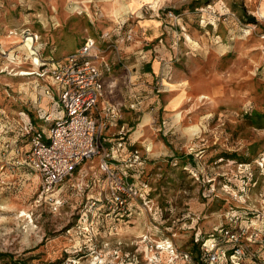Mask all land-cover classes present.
<instances>
[{
  "label": "rangeland",
  "instance_id": "obj_1",
  "mask_svg": "<svg viewBox=\"0 0 264 264\" xmlns=\"http://www.w3.org/2000/svg\"><path fill=\"white\" fill-rule=\"evenodd\" d=\"M25 31L53 59L91 37L98 64L116 73L148 56L154 74L138 97L146 103L122 136L141 163L129 165V153L108 143L134 198L124 202L99 158L40 196L38 174L4 150L18 112L35 122L34 106L61 115L54 98L38 95L47 85L56 95L50 78L20 75L34 57L21 48ZM12 48L28 59L0 73L1 254L27 264H185L173 249L194 259L193 235L218 234L239 218L257 235L255 263L264 262V0H0V49Z\"/></svg>",
  "mask_w": 264,
  "mask_h": 264
},
{
  "label": "built area",
  "instance_id": "obj_2",
  "mask_svg": "<svg viewBox=\"0 0 264 264\" xmlns=\"http://www.w3.org/2000/svg\"><path fill=\"white\" fill-rule=\"evenodd\" d=\"M22 37L23 44L28 38L32 39L28 50L34 56H29L32 70H28L26 73L29 75L26 76H35L43 83L46 78H50L56 87V95H52L48 85L42 91L45 96L56 100L61 115L53 118L51 114L40 116V121L50 123L45 131L43 127L34 124L27 111L18 112V120L14 126L16 138L13 142L4 144V150L10 148L19 156V165L38 174L40 196H52L74 168L83 162H93L99 158L101 170L108 178L118 182V193L125 194L124 202L128 198H134L137 195L136 189L132 184L121 180L118 166L110 162H116L117 159L114 149L104 146L103 134L108 119L114 115V108L99 106V100L104 95L103 71L108 70V66L105 63L103 68L102 64H98L99 49L96 41L89 37L74 52L45 61L35 47L38 36L25 31L22 32ZM126 37L130 40L132 36ZM101 38L106 41L107 48H110L109 34L105 33ZM14 48L0 49V73L8 69L6 62L17 63L22 57ZM10 55L12 60H9ZM22 59L27 60L28 57L24 55ZM24 142L30 145L28 151L21 144ZM129 162V165L141 163L137 150L130 153ZM114 196L116 199L121 198L118 194ZM238 220L239 218H231L230 226L202 242L199 260L195 261L190 254L176 249L171 251L172 257L185 264H241L243 261L264 264L255 263L256 254L251 248L257 235L236 225Z\"/></svg>",
  "mask_w": 264,
  "mask_h": 264
},
{
  "label": "crops",
  "instance_id": "obj_3",
  "mask_svg": "<svg viewBox=\"0 0 264 264\" xmlns=\"http://www.w3.org/2000/svg\"><path fill=\"white\" fill-rule=\"evenodd\" d=\"M143 57L141 58V61L137 60V62L132 65L133 68L121 64L120 66H123L124 68L120 69L119 66L118 73L115 72V70H117L115 67H112V71H109L110 69L105 72L103 71L104 95L103 98H101L102 101L100 106L103 107L107 105L114 108V115L108 119L107 126L103 134L108 135V138L103 136L105 145L107 146L108 143H111V141L116 139V136H122L124 135L125 131H128V128H133L136 123L135 120H138L136 116H134V113H136L140 105L143 107V105L146 103L144 99H140L138 97L142 95V90L147 89L148 85L146 81H148L151 74H154V70L152 65H150V73L148 65L150 63L149 58L146 54L143 55ZM105 73H108V75H105ZM37 91H39L38 95H42V97L45 96L41 88H39ZM34 109L36 113L35 117L38 122H35L31 115L30 117L32 121L35 125L41 126L45 130L49 127L50 123H43L40 121V116L44 115L42 113V109H40V105L36 108L34 106ZM46 114H51L52 118L57 116L55 113H51L50 111H48ZM110 135H112V137L115 139L109 138ZM109 148L111 149L113 147ZM87 163L89 162H83L76 168H80V166H83Z\"/></svg>",
  "mask_w": 264,
  "mask_h": 264
},
{
  "label": "trees",
  "instance_id": "obj_4",
  "mask_svg": "<svg viewBox=\"0 0 264 264\" xmlns=\"http://www.w3.org/2000/svg\"><path fill=\"white\" fill-rule=\"evenodd\" d=\"M247 19H249V21H251L250 23H253L254 22V20H253V18L251 19V18H247ZM87 38H89V37H87ZM87 38H85L83 41H82V43L87 39ZM91 38V37H90ZM81 43V44H82ZM80 44V45H81ZM79 47V46H78ZM53 54V50L52 49H50V51H49V54H47L46 56H43L42 54V59L43 60H45V61H51V60H54L53 59V57L51 56ZM30 65H32V64H30ZM149 65V71H150V73H151V68H150V63L148 64ZM110 68H109V66H108V70H109ZM152 76H153V74H151ZM136 114V113H135ZM123 136V135H122ZM122 136H116V139L114 140L115 142H113V146H115L116 145V154H118V151H120V150H123V153H124V151H125V153L126 152H128L129 153V155H130V153L132 152V150H131V148L134 146V144H133V141H132V139H128V140H125ZM114 149V148H113ZM227 226H222L220 229H219V232L222 230V229H225ZM212 234H214V233H210L209 235H207L206 237H204L203 235H202V233L201 234H199L198 235V237H196L195 238V236L193 235L192 236V238L190 239V244H191V250L192 251H190V253H194V260L196 261V260H199V257H200V246H201V244H202V242L204 241V240H206V239H208ZM5 257H9L10 258V260H11V263L12 264H27V262H25V261H23V260H13V258L11 257V256H8L7 254H1L0 253V258H5Z\"/></svg>",
  "mask_w": 264,
  "mask_h": 264
},
{
  "label": "bare ground",
  "instance_id": "obj_5",
  "mask_svg": "<svg viewBox=\"0 0 264 264\" xmlns=\"http://www.w3.org/2000/svg\"><path fill=\"white\" fill-rule=\"evenodd\" d=\"M144 1V0H143ZM145 1H149V0H145ZM136 6L137 7H139V5L138 4H136ZM31 41H32V39L31 38H28L25 42H24V44L21 46V48H23L24 50H26V49H28V48H30V46H31ZM20 75H22V76H26V75H29V73H26V72H22ZM183 90H184V87L182 88ZM181 115L180 114H178L177 115V117L179 118ZM148 122V118L147 117H145L144 119H143V121L139 124V128H138V130L136 131V134H138L139 132H140V130L141 129H143L145 126H146V122ZM195 131V130H194Z\"/></svg>",
  "mask_w": 264,
  "mask_h": 264
}]
</instances>
